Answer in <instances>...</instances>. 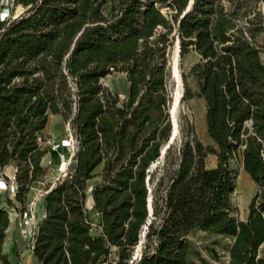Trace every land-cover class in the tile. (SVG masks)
Here are the masks:
<instances>
[{
    "label": "trees",
    "instance_id": "trees-1",
    "mask_svg": "<svg viewBox=\"0 0 264 264\" xmlns=\"http://www.w3.org/2000/svg\"><path fill=\"white\" fill-rule=\"evenodd\" d=\"M188 1L15 0L21 14L0 17V177L9 181L11 164L17 176L39 149L50 113L70 121L77 142L43 194L36 264H195L193 229L229 238L228 264H264V0H193L182 15ZM177 39L180 59L190 50L199 58L181 73V100L203 97L212 144L191 131L151 170L172 130L167 51ZM119 70L125 98L101 81ZM207 153L216 164H205ZM233 159L257 185L245 219L231 201ZM10 205L0 190V264H13L4 246Z\"/></svg>",
    "mask_w": 264,
    "mask_h": 264
},
{
    "label": "rangeland",
    "instance_id": "rangeland-1",
    "mask_svg": "<svg viewBox=\"0 0 264 264\" xmlns=\"http://www.w3.org/2000/svg\"><path fill=\"white\" fill-rule=\"evenodd\" d=\"M10 7L14 15H19L24 10L22 4L14 3ZM176 52L177 43L174 41V44L171 45L167 51L169 67L167 91H169L168 95L170 96V100L168 101V110L170 109L172 100L175 96V91L178 90L176 86V78L171 73V62H173ZM260 56L264 62V49H262L260 52ZM177 59L178 75H180L179 89L182 95L179 102L177 103L175 116L177 123V135L171 144H173L174 148L177 150L183 138L185 136H189L191 131H193L196 138L201 140L204 144H212V140L207 134L205 122L206 106L203 97L193 96L181 100L184 92V83L181 73L182 71L187 72L189 67L198 61V55L194 50H190L185 55H183L181 59L179 56H177ZM101 81L103 84L107 85L113 93L119 94L121 98H125L127 96L129 82L125 71H113L104 75ZM188 83L191 89L196 91V84L191 76H188ZM74 132V127L71 126L70 121L66 120L62 114L50 113L45 128L41 132L42 138L39 149L30 154L27 159L28 161L18 166L19 172L17 173V176H19L20 186H25V193L22 195L25 197V200L23 201L22 197H18V190L16 193L9 194L12 196L15 205L14 208L11 205L9 207L11 210V227L9 228L8 237L5 240L6 242L4 245L5 252L11 258L13 264H36L35 257L32 255V251L29 247L30 240L29 238L26 239L24 234H22V224H20L21 219L18 215L19 207L23 206L28 197H37L40 193L47 189L48 186L56 181L58 176L63 173L64 167L70 160L69 157L75 149L76 142L73 141L75 137ZM57 143H66L67 146H57ZM165 153L153 161L150 166L151 170L157 169L159 171L160 168L158 167H164L166 162ZM173 161L174 162H172V166H176V156L174 157ZM233 161L234 162L232 165H234L239 176L243 171L241 162L239 159H233ZM205 164L207 166L216 164L215 154L207 153L205 156ZM14 167L9 166L6 170L7 173L11 175L16 174L17 167H15L16 169ZM99 173L100 166L95 169V176L91 179L90 184H95L96 182L100 181L101 176ZM235 186L236 187L231 194V201L237 205V217L245 219L249 200L256 191L257 185H255L253 180L246 173L241 178L240 182H238V180L236 182L235 178ZM90 201L91 196L88 202ZM36 208L37 217L41 218L44 211L43 195L37 199ZM147 229L148 222L147 226L144 224L141 230L140 241L133 247V256L137 255V258H140V255L142 254L141 252L146 240L145 234ZM144 231L145 234L142 235ZM188 235L191 240L189 256L195 262V264H228L229 251L227 250V245L230 242L229 238L222 237L220 235H214L207 231H201L198 229H193ZM260 249V252L263 253L264 244L260 247ZM115 250L116 248L113 247V251L110 253V259L113 262L118 259V254H116Z\"/></svg>",
    "mask_w": 264,
    "mask_h": 264
},
{
    "label": "built area",
    "instance_id": "built-area-1",
    "mask_svg": "<svg viewBox=\"0 0 264 264\" xmlns=\"http://www.w3.org/2000/svg\"><path fill=\"white\" fill-rule=\"evenodd\" d=\"M2 9L0 11V17L1 19H5L9 16H13V17H17L19 15H14L12 13V9H11V5H13L15 3V0H2ZM66 140V139H65ZM68 141V140H66ZM76 142V137H74V140ZM69 142V141H68ZM57 146H64L66 147L67 144L66 143H57ZM77 148V142L75 145V149L73 151V153L71 154V156L69 157L70 160L68 161V163H66L65 167H64V171L62 174H64L69 166V164L72 162L73 160V154L75 153ZM63 154V153H62ZM64 157V155H63ZM9 166H13V164L9 165ZM8 168V167H7ZM6 168V170H7ZM15 168V167H14ZM16 169V168H15ZM5 170L6 175L9 177V181L7 182L3 177H0V190H6L7 192H9V194L12 193H16V191L18 190V182H17V176H15V174H8L7 171ZM17 170V169H16ZM61 176V175H60ZM60 176H58L57 178H59ZM46 192V189L40 193L37 197H28L26 199V202L24 203V205L22 207H19V211H18V215L20 216L21 219V223L22 224V234H24V237L27 239L29 238L30 240V249L32 251V248L34 246V234L37 228V223L38 221L42 218H38L37 217V199L39 197H42V195ZM14 208V205H12ZM17 210V209H15ZM10 214H11V210H10ZM44 215V211L42 216Z\"/></svg>",
    "mask_w": 264,
    "mask_h": 264
},
{
    "label": "water",
    "instance_id": "water-1",
    "mask_svg": "<svg viewBox=\"0 0 264 264\" xmlns=\"http://www.w3.org/2000/svg\"><path fill=\"white\" fill-rule=\"evenodd\" d=\"M193 0H189L186 7L184 8V11L182 12V15L189 9L191 3H192ZM176 43H177V52H176V56L173 60V62H171V73L172 75L176 78V81H177V75H178V68H177V63H178V59H177V56H179V43H178V39L176 40ZM179 76V83H180V75ZM178 85V83L176 84V86ZM182 94H180L179 98L177 99V102L175 104V96L172 100V103H171V106H170V109H169V112H170V118H171V123H172V130H171V134L169 136V141L163 145L162 149H161V154L160 156L164 155V153L166 152V150L169 148V146L171 145V143L174 141V138L176 137L177 135V128L175 129V124L173 123V116H172V113H173V109L174 111H176L177 109V103L179 102L180 100V97H181ZM149 178V177H148ZM148 206H149V214L151 215L152 212H153V205L151 204L152 202V195H150L148 197ZM147 226V225H146ZM145 234V231L142 233V235ZM134 258H137V255L134 256ZM133 262V259L131 260V263L132 264Z\"/></svg>",
    "mask_w": 264,
    "mask_h": 264
},
{
    "label": "bare ground",
    "instance_id": "bare-ground-1",
    "mask_svg": "<svg viewBox=\"0 0 264 264\" xmlns=\"http://www.w3.org/2000/svg\"><path fill=\"white\" fill-rule=\"evenodd\" d=\"M177 83H178V85H177V89L178 90H176L177 92L175 91V104H176L177 99L179 98V96L181 94V91L179 89L180 88V83H179V76L178 75H177ZM172 116H173V123L175 124V129H176L177 128V123H176V118H175L176 111H174V109H173ZM244 173L246 174V172L243 170L242 173L238 176V178H237L238 182H240L241 178L245 175Z\"/></svg>",
    "mask_w": 264,
    "mask_h": 264
},
{
    "label": "crops",
    "instance_id": "crops-1",
    "mask_svg": "<svg viewBox=\"0 0 264 264\" xmlns=\"http://www.w3.org/2000/svg\"><path fill=\"white\" fill-rule=\"evenodd\" d=\"M10 227H11V224H10ZM10 227H9V228H10ZM9 228H8V231H9ZM7 237H8V232H7L6 239H7ZM6 239H5V240H6ZM14 264H15V263H14ZM24 264H31V263H24Z\"/></svg>",
    "mask_w": 264,
    "mask_h": 264
}]
</instances>
